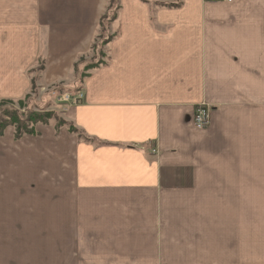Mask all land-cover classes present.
Returning a JSON list of instances; mask_svg holds the SVG:
<instances>
[{"label": "crops", "instance_id": "obj_1", "mask_svg": "<svg viewBox=\"0 0 264 264\" xmlns=\"http://www.w3.org/2000/svg\"><path fill=\"white\" fill-rule=\"evenodd\" d=\"M98 3L0 0V102L74 73ZM120 6L79 132L0 136V264H264V0Z\"/></svg>", "mask_w": 264, "mask_h": 264}, {"label": "trees", "instance_id": "obj_2", "mask_svg": "<svg viewBox=\"0 0 264 264\" xmlns=\"http://www.w3.org/2000/svg\"><path fill=\"white\" fill-rule=\"evenodd\" d=\"M147 1V0H146ZM162 6H168L162 4ZM121 9L120 0H108V5L106 7L105 12L100 16L99 23L102 24L103 30L106 32L108 30V35L104 37V34H101L100 39L102 40L101 49L96 52L97 45H93L94 49L93 60L86 61L85 58H80L75 63V72L77 75L78 85L75 87L71 93L76 94L81 90V83L88 76V71L98 68L100 65L104 63V58L106 57V46L113 41L115 38V34H112L111 25L118 18V13ZM106 22L108 27L106 26ZM110 33V34H109ZM96 49V50H95ZM39 67L35 69L36 72H41L44 70V62L40 60ZM32 89L37 86L36 89L40 87L36 84V80L32 84ZM65 88V87H64ZM67 89V88H66ZM65 90V89H64ZM67 92V91H65ZM64 93V92H63ZM25 99H20L17 101L19 106L25 107L27 110L25 112H21L16 107L11 106L15 101H3L0 102V136L4 135L5 130L12 126L16 129L15 139H21L25 135H37L38 131L36 126L38 124H47L54 116V112H49L46 110L35 111L29 107L28 104H34L33 98L30 93L25 96ZM62 121V126L64 124L70 125V132L76 133L79 132L78 129L74 127L73 124L66 122L64 119L60 118ZM61 124H59L61 126ZM88 138V137H87Z\"/></svg>", "mask_w": 264, "mask_h": 264}, {"label": "rangeland", "instance_id": "obj_3", "mask_svg": "<svg viewBox=\"0 0 264 264\" xmlns=\"http://www.w3.org/2000/svg\"><path fill=\"white\" fill-rule=\"evenodd\" d=\"M84 1H87V0H84ZM96 2L98 3V0H94L95 6H96ZM102 2H103V0H101V4L98 3V7H99L98 9H100L98 11V13L102 11V8H103ZM106 26L108 27L107 22H106ZM111 29H112L111 33L115 34V36H116V33L114 32V31H116V27H113ZM101 34L102 35L104 34V37H106V35H108V30H106V32H105L103 30L102 24H100L98 22V23H96L95 34H94V39H93V45L94 44L97 45V50L95 49L96 52L101 49V43H102V40L100 39ZM106 49H107V46H106ZM89 51H90V53L85 57V58H87L86 61H90V60L94 59L93 58L94 49L91 47V49ZM39 66L40 65H38V67ZM75 80H76V85H78L77 75H76V72L74 71V73H72L68 79L57 81V82H52L49 84L46 83V85L44 83L42 84V82H40V86H45V87H41L39 89H36L37 88V86H36L35 88L30 89L29 93H30L31 97L33 98L32 100L34 102V104H28L31 109H33L35 111H39V110L44 109L46 111L55 113V116L47 124H44L45 127H48V128L51 127L53 129L55 128L57 130H59L62 127L70 128L69 124H64L62 126V124H61L62 121L60 120V118L64 119L63 115L68 111L67 109H69L70 105H68L67 104L68 102H65L64 100L60 101L61 99H59V98H60V96H62V94H64L63 92H65V91L71 92L75 89L74 88L75 87ZM25 96L21 99L26 100ZM11 106L16 107L21 112H25L27 110L25 107L19 106L17 101H15L14 104H12ZM64 120L68 123H71V122L67 121L66 119H64ZM59 124H61V126ZM10 127H12V126H10ZM12 128H14V127H12ZM15 132H16V129L14 128V134H15Z\"/></svg>", "mask_w": 264, "mask_h": 264}, {"label": "built area", "instance_id": "obj_4", "mask_svg": "<svg viewBox=\"0 0 264 264\" xmlns=\"http://www.w3.org/2000/svg\"><path fill=\"white\" fill-rule=\"evenodd\" d=\"M212 1H226L229 3H233L234 0H212ZM60 101L64 100L68 102L69 105H77L82 102L84 99V93L82 91L77 94H72L70 92H66L60 96ZM193 123L197 129H205L211 123V106L207 103L198 104L195 108V113L193 116ZM152 152L155 153L156 149H152Z\"/></svg>", "mask_w": 264, "mask_h": 264}]
</instances>
